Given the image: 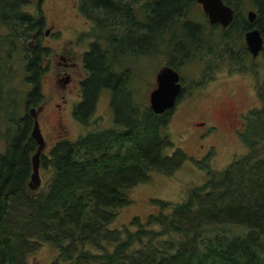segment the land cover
Masks as SVG:
<instances>
[{"label":"trees","instance_id":"1","mask_svg":"<svg viewBox=\"0 0 264 264\" xmlns=\"http://www.w3.org/2000/svg\"><path fill=\"white\" fill-rule=\"evenodd\" d=\"M28 1L0 0L2 37L24 29ZM79 2L89 17L96 10L99 24L108 27L107 38L129 41L131 55L160 54L164 64L178 70L192 60L207 63L199 84L212 77L207 68L219 65L223 40L227 49H240L239 57L230 58L243 65L249 57L241 44L243 31L256 26L264 39V0H224L234 9L226 27L209 23L196 0ZM246 2L257 8L252 22ZM92 62L94 78L84 82L85 112L75 115L88 124L98 91L108 88L113 124L60 139L48 155H40L42 166L51 168L44 186L27 184L36 142L26 115L16 120L7 112L14 127L0 152V264H30L26 254L42 242L57 251L48 264H264V74L257 83L260 105L244 115L240 133L248 150L224 169L210 170L181 201L154 198L155 210L145 219L136 215L111 227L117 209L131 201L130 187L150 170L171 173L186 153L180 147L164 151L173 146L166 132L172 109L155 112L139 101L130 85V67L123 78L112 73L118 60L98 56Z\"/></svg>","mask_w":264,"mask_h":264},{"label":"rangeland","instance_id":"2","mask_svg":"<svg viewBox=\"0 0 264 264\" xmlns=\"http://www.w3.org/2000/svg\"><path fill=\"white\" fill-rule=\"evenodd\" d=\"M78 6L79 0H41L39 7L38 0H29L23 8L34 14L40 8L46 20L45 26H52L50 31L60 29V42L70 41V45L74 46L77 44L76 36L79 35L77 32L89 30L87 25L89 22L79 11ZM249 8H253L252 3L246 2L245 13ZM198 18L204 19L201 13L198 14ZM49 39L50 46L59 50V39L52 37ZM85 42L86 38H80L81 44L76 45L77 52L85 49ZM164 58L160 54L135 55L130 56L129 62L124 65L131 68L129 81L139 101L149 104V94L156 86V74L164 65ZM10 59L15 63L14 74L18 75L19 80L17 99L22 102L23 92L28 86L26 81H23L24 63H22L21 50L18 49L13 53ZM226 62L237 63L229 59ZM256 63V76L250 72L224 70L219 67L221 63L213 70L207 68L206 73H212V77L207 78L202 84H199L198 80L202 79L201 74L207 63L192 60L180 66L179 71L185 89L176 102L166 127L173 146L164 151L170 153L173 147H180L185 151L186 158L171 173L150 170L145 180L130 187L127 194L131 201L117 209L116 216L110 223L111 227H121L136 215L142 220L145 219L148 213L155 210L152 201L154 198L171 202L181 201L186 197L189 188L203 183L209 177L210 170L224 169L232 160L248 150L240 133L247 112L260 105L256 84L264 74L263 54L256 58ZM2 75L0 72V78L3 77ZM60 92L61 90L56 86L54 71H51L46 87V93L50 97L47 109L49 116L48 119L39 117L45 139L40 155H48L54 143L64 136L73 139L89 130L113 124L108 90L99 93L94 109L90 116L88 115V124L85 125L78 119L72 118L68 110L63 111L61 120L56 122L58 109L54 103L60 102ZM65 92L69 103L76 99L75 90L71 93ZM8 93L9 91L6 90L7 95ZM19 94H22V97ZM22 106L21 103L20 107ZM229 111L234 114L231 118H227ZM22 113L18 111L15 117L18 118ZM9 116L8 113L0 111V152L5 150L6 140L14 127V122ZM39 162L40 184L37 188L44 186L51 174V168L43 167L41 159ZM56 254V248L51 243L42 242L26 254L25 260L30 264H48L53 261ZM58 264H70V262L60 261Z\"/></svg>","mask_w":264,"mask_h":264},{"label":"flooded vegetation","instance_id":"3","mask_svg":"<svg viewBox=\"0 0 264 264\" xmlns=\"http://www.w3.org/2000/svg\"><path fill=\"white\" fill-rule=\"evenodd\" d=\"M40 2L41 0H38V7ZM80 6L81 3L79 2V6H78L79 11L86 18V21L89 22V24H87L89 26L88 27L89 30H81L79 31V33L77 32V34L79 35L76 36V40H75V42L77 43L76 45H79L81 44L80 38H86V42H85L86 47L82 52L81 51L77 52L76 45L74 46L73 44L70 45V41H65L62 43L60 42L61 39L59 37L61 34V30L58 29V31L56 30L50 31V28L52 26H45L46 20L44 15L41 14L40 8L37 9L38 11H36L35 14L23 8L24 12L27 14L29 19L28 23L24 26V29L22 31L20 30L21 32L14 30L13 32L10 31L9 33H7L8 36L6 35L2 37L0 35V40L6 38L5 42L0 41V65L2 67V70L0 72L3 74L2 75L3 77L0 78V111L5 113L9 111L14 115L17 114L18 111H22L23 113L20 116H22L23 114L26 115L30 132L34 124L35 118L37 119L39 126H40V122H39L40 116L41 117L43 116L44 119H48L49 114L47 113V109H48L50 97L46 93V87L48 84L49 73L51 71H54L56 86L58 87V89L61 90L59 94L61 99L60 102L54 103V106H56L58 109L55 116V121L57 122L61 120L62 112L66 110H68L67 112L69 113V115L70 116L72 115V118L76 120L77 117L75 115V112H79V113L81 112L80 114H83L85 112L84 106L86 105L87 93L85 91L84 82L87 81L88 78H92V76L94 78L93 71L91 69V67H94L92 60L98 58V56H102V58H107L109 62L113 61L114 59L118 60V62H116L112 68V73L121 74L122 77L124 78L125 77L124 75H126V73H129L130 71L129 66H124V65L129 62L130 56L134 57L135 55H137L134 53V51L132 55L129 54L128 52L129 41L127 40L123 41L114 38L111 36L110 33H108V35H110L111 37L108 36L107 38V35L105 34L104 31L108 27H103L102 25L99 24L98 20L100 19L97 17L98 15L95 9L92 10L93 15L92 12L90 11L92 17H89L85 13H83ZM252 7L253 8H249V9H253L257 13V8L254 6ZM247 11H246V17H247ZM110 21H112V19H110ZM226 26H222V27H226ZM252 27L253 26L246 28L243 31V36H242L243 39L241 41V44L245 46V48L249 53V57L246 59L244 64L243 65H240L241 63L240 64L230 63L231 65L227 64L226 62L227 59L229 60L236 59V58H230V55L237 54V57H239L238 54L240 53V49H236V50L227 49L226 41L223 40L222 43L223 46L220 50L221 65L219 67L223 68L224 70H228L230 72L231 71L233 72L238 71L245 73L250 72L251 74L253 73L256 76L257 73L256 58L260 54H263L262 53L263 47L256 56H252V54L248 50L244 42V33L246 30ZM0 30H2V27H0ZM49 37L59 39L58 42L59 50H55L52 46H50L49 42L51 38L49 39ZM17 38H19L20 41H17ZM87 38L89 39L87 40ZM110 38H112V40ZM8 39H10V42H12L10 43L11 46L8 45ZM113 43H117V45L120 43L122 45L121 49L120 48L115 49ZM18 49L21 50V56L23 59L22 63H24L23 81L24 82L26 81V84L28 86L25 89V91L23 90L24 92H23L22 102H19L17 99V94L19 93V88H18L19 80L17 79L18 75L14 74V70H16L15 63L11 62L10 59L11 55L17 52ZM119 54L123 55L120 58V60L118 59ZM55 56H56V60H55ZM52 63H54V65ZM178 72H179V81L181 84V89L176 98L175 105L171 107L172 110L176 106V102L178 101L182 92L185 89V87L182 84L180 71L178 70ZM6 90L9 91L8 93L9 95L6 94ZM73 90H75L76 99L69 103V99L66 96L65 91L71 93ZM103 90H108L109 99H110L111 90L108 88H102L98 91L95 100H97L99 93ZM19 96L22 97V94H19ZM21 103L23 105L22 107H20ZM227 114H228L227 118H231L234 115L230 111ZM10 118H13V116L12 115L9 116V119ZM15 118L17 120V117ZM40 130H41V126H40ZM63 138L66 137L64 136L61 139ZM29 180H30V173L27 179L28 186H29Z\"/></svg>","mask_w":264,"mask_h":264},{"label":"water","instance_id":"4","mask_svg":"<svg viewBox=\"0 0 264 264\" xmlns=\"http://www.w3.org/2000/svg\"><path fill=\"white\" fill-rule=\"evenodd\" d=\"M202 11L206 14L209 23H219L226 26L233 18V8L224 0H196ZM256 16L253 9L247 11L248 20L252 21ZM244 42L252 54L256 56L263 47V36L258 27L253 26L244 33ZM181 84L179 72L171 65L165 64L156 74V86L149 94V105L155 112H162L175 105L176 98L180 92ZM36 142V149L31 155V172L29 186L35 189L40 184L39 159L40 153L45 145L43 134L39 123L35 118L30 132Z\"/></svg>","mask_w":264,"mask_h":264}]
</instances>
